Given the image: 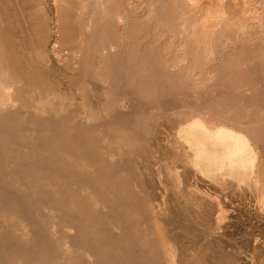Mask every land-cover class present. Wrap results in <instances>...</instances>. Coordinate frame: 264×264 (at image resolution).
<instances>
[{"label":"rangeland","instance_id":"rangeland-1","mask_svg":"<svg viewBox=\"0 0 264 264\" xmlns=\"http://www.w3.org/2000/svg\"><path fill=\"white\" fill-rule=\"evenodd\" d=\"M11 1L6 36L8 7L0 0V82L11 86L9 98L13 105L17 103L9 112L0 110V264H264V203L260 197L264 188L254 185L255 171L239 169L234 174L223 169L216 175H203L185 147L176 148L180 129L191 120L214 121L243 134L259 149L257 164L264 177V26L254 25L237 46L231 45L236 34L224 26L215 27L211 38L201 34L198 38L207 40L202 38L190 46L198 56L184 61L180 49L187 45L179 43L181 36L166 32L160 38V34L177 33L178 15L191 11L182 1L181 11L173 0H135L123 22L115 24V53L107 58L102 56L103 45L100 53L95 45L87 46L83 54L89 56L90 67L79 74L72 63L78 61L80 33L71 26L72 20L55 17L51 0H47L50 38L55 36L57 48L47 47L58 59L49 62L51 66H39L37 53L46 46L48 33L40 27L42 15L34 4L38 0ZM120 2L122 10L124 3ZM206 3L193 10L194 19H203ZM149 4L155 7L152 14ZM225 11L232 17V11L226 7ZM202 29L211 30L199 27L197 31ZM205 43L215 56L203 54L208 47ZM164 53L171 55V62L174 56L178 58L176 69L191 64L197 73L192 79L207 77L211 81L185 94L182 90L190 82L184 79L189 77L173 75ZM95 54L100 59L92 60ZM63 56L71 59L69 65ZM94 63L101 64L96 65L98 70ZM201 70H209L210 76L199 74ZM64 98L67 101H61ZM48 99L53 106L43 107L40 103ZM180 101L185 105L177 104ZM181 111H187V116ZM167 133L178 136L173 139H178L176 145ZM230 180L235 186L229 185Z\"/></svg>","mask_w":264,"mask_h":264},{"label":"bare ground","instance_id":"bare-ground-1","mask_svg":"<svg viewBox=\"0 0 264 264\" xmlns=\"http://www.w3.org/2000/svg\"><path fill=\"white\" fill-rule=\"evenodd\" d=\"M18 1V0H17ZM37 1V0H36ZM124 3V7H122V10L119 9V4H118V0H51V6L53 7L52 11L53 13H55V17L56 15L57 16H65L67 17L68 19H71L72 20V25L73 27L76 28V30L79 31L80 33V36H79V43H80V46H79V50L76 51V54L77 56L76 59L78 60L77 62L75 63H72L74 65L73 69L74 70H78V73L79 74H82V73H85V72H88L89 70V67L90 65L87 64V61L89 59V56L86 55V54H83L84 50L86 49L87 46H93L95 45V49L98 48V51L100 49V46L103 45L102 47V56L103 57H111L115 51H116V45L114 44V40H116V37L114 36V33H115V24L118 23H122L123 20L125 19L124 13H126V11H132V9L134 8V3H135V0H120ZM178 6L177 3H179V9L177 7L178 10H181L185 7V9L187 8V10L191 11V13L195 10H198V9H201V5L203 3H206V1L208 2V5L207 3L204 4L205 7L203 8L202 6V9L203 10H206V13L204 16H203V19H194V17H192L191 13L187 12V14H183V15H178V20L176 21V25L178 26V28L180 29L177 33L173 30H170V31H161V34H160V38H163L165 35H162V34H166V32L168 33H171L172 35H175L177 36V34L179 36H181L182 38V41H180L179 39V43L183 42L185 43L187 46L185 48H182V50L180 49L181 51V55L183 56H180V59L184 58V61L188 60V58H196L198 56V54L196 53V49H191L190 46L193 45V44H196L199 40H201L202 38H198L200 37L199 35H204V36H208L209 38H211L210 36H212L216 30H212L213 28L215 27H219L220 26H224V28L226 27V29L231 33V34H236V36H234V39H233V43H231V45L233 46H237L238 44H242L243 40L245 39V36H247V32H249V29L251 30V28L254 26V25H258L259 27L260 26H264V0H173ZM181 1L184 5H181ZM6 2V6L8 7L7 9V16H6V20H5V29L4 32L6 34V36L9 35V32H10V27H9V22H11V18H10V10L9 7L11 6L12 4V1L11 0H5ZM26 2V1H25ZM35 2V1H34ZM47 0H38V2L34 3L36 6V11L37 13L39 12L41 15H42V20H41V23H40V27H42L44 30H45V33H48V41H46V46L44 47V49L42 51H38L37 53V59L39 60V66L41 65L40 63H43V64H46L48 65L49 62H55V59L58 57L55 58V55L51 54L50 50L52 49L53 51L55 50L56 47V44H57V39L55 38V36H51L50 38V27H49V24H48V21L51 20V19H48L49 16L47 14V4H46ZM49 2V1H48ZM120 2V3H122ZM1 3V2H0ZM31 3V2H30ZM127 3V4H126ZM14 4V3H13ZM18 4V2H17ZM126 4V5H125ZM5 5V4H4ZM22 5V4H21ZM207 5V6H206ZM20 6V5H18ZM145 6V5H144ZM150 6V4H149ZM6 7V8H7ZM49 7V6H48ZM138 7V6H137ZM225 7L226 9L228 8V10L232 11V17H227V12L225 11ZM147 9V8H146ZM150 13L151 12H154L155 10V7L150 6L148 7ZM18 10V9H17ZM20 10V9H19ZM50 10V9H49ZM186 10V11H187ZM194 10V11H193ZM75 11V12H74ZM185 11V10H183ZM185 11V12H186ZM201 11V10H200ZM50 11H48L49 13ZM32 13V12H31ZM53 13L51 15H53ZM203 13V14H204ZM33 14V13H32ZM152 14V13H151ZM201 14V13H200ZM200 14H198L200 16ZM202 14V15H203ZM18 15V14H17ZM50 15V16H51ZM19 16V15H18ZM127 16V15H126ZM198 16V17H199ZM36 17V16H35ZM48 17V18H47ZM152 17V16H151ZM51 18V17H50ZM56 23L57 20L56 19H53ZM86 21V22H85ZM122 21V22H120ZM21 23V22H20ZM23 24V23H22ZM51 25V24H50ZM54 25V24H53ZM58 25V24H57ZM57 25L55 24V26L57 27ZM26 26V25H25ZM24 26V27H25ZM156 26H159V25H156ZM125 27V26H124ZM200 28H204V29H211V30H207V31H202L203 32H198L197 31V28L199 29ZM121 28V27H120ZM262 28V27H261ZM53 29V28H52ZM73 29V28H72ZM158 29V27L156 28ZM257 29V28H256ZM263 29V28H262ZM259 30V31H262ZM56 30V29H54ZM75 30V31H76ZM89 30L93 31L92 33H88ZM177 31V30H176ZM223 31V30H222ZM18 32V31H17ZM53 32V30H52ZM102 32V33H101ZM140 32V31H139ZM198 32V33H197ZM55 33V32H54ZM52 33V34H54ZM77 33V32H76ZM103 37H102V35ZM119 33H122V31ZM251 33V31H250ZM227 34V33H226ZM249 34V33H248ZM47 35V34H46ZM55 35V34H54ZM122 35V34H121ZM126 35V34H125ZM96 36V38H95ZM263 36V35H262ZM57 37V36H56ZM174 37V36H172ZM122 36H121V41L122 40ZM129 38V37H128ZM179 38V37H177ZM198 38V39H197ZM207 38V37H206ZM208 38V39H209ZM244 38V39H243ZM247 38V37H246ZM205 39V38H204ZM213 39V38H212ZM207 40V39H205ZM215 40V39H214ZM232 40V39H231ZM120 41V42H121ZM230 41V40H229ZM251 41V40H250ZM255 41V39H254ZM119 42V44H120ZM173 42V41H172ZM209 42V41H208ZM264 42V41H263ZM182 43V45H183ZM211 43V42H210ZM213 43V42H212ZM229 43V42H227ZM248 43V42H247ZM207 44L208 47H206L205 49H203L205 56L208 57L209 55H211V57L215 56V53H213V51L209 48V45L208 43H205V45ZM47 45L49 46V48H51L49 50V48L47 47ZM121 45V44H120ZM198 45V44H197ZM195 45V46H197ZM224 45V44H223ZM263 45V43H262ZM184 46V45H183ZM18 47V46H17ZM62 47V46H61ZM67 47V46H65ZM131 47H132V43H131ZM145 47V46H144ZM192 47V46H191ZM194 47V45H193ZM227 47H230L229 45ZM264 47V46H263ZM63 48V47H62ZM231 48H233L231 46ZM64 49V48H63ZM172 49V47H169L166 49V51H170ZM178 49V48H177ZM59 50V49H58ZM176 50V49H175ZM195 50V52H194ZM229 50V49H228ZM19 51V50H18ZM66 51V50H65ZM64 51V52H65ZM69 51H73L69 48ZM168 51V52H169ZM224 51V50H223ZM1 52V51H0ZM57 52V51H56ZM60 52V51H59ZM68 52V51H67ZM18 53V52H17ZM36 53V51H35ZM63 53V52H62ZM98 53V52H96ZM100 53V51H99ZM126 53V52H125ZM178 53V51H177ZM61 53L59 54H56V55H60ZM64 54V53H63ZM62 54V55H63ZM176 54V52H175ZM225 54V53H224ZM18 55V54H17ZM22 55V54H21ZM36 55V54H35ZM64 55H67V54H64ZM73 55V54H72ZM197 55V56H196ZM1 56V55H0ZM13 56V55H11ZM69 56V55H68ZM126 56V54H125ZM144 56V55H143ZM149 56V55H148ZM147 55H146V58H149ZM170 56L168 53H164V61H165V64L166 65H170V68L172 70V74L175 75L176 77H180V79H183L181 77H186L187 76L190 78H187V79H184L185 81H188L190 82L188 84V86H185V88H183L184 90V93L186 94L185 91L187 90H200L202 89V86L208 84L209 81H211V79L209 78H203V79H192L191 77H193L194 75H196V71L194 69H191L190 66L191 64L189 65V68H182V69H176L177 67H179V63H178V58L176 56H174V60H172V62L170 61ZM196 56V57H195ZM202 56V55H201ZM35 57V56H34ZM62 57V56H61ZM72 58V56H70ZM74 57V56H73ZM179 57V56H178ZM200 57V56H199ZM10 58V56H9ZM145 58V59H146ZM189 58V59H190ZM58 59V58H57ZM61 59V58H60ZM63 59H64V56H63ZM63 59H62V62H63ZM65 59H68L65 57ZM64 59V60H65ZM94 59V61L100 59L99 56H97L96 54L92 56V60ZM105 59V58H104ZM103 59V60H104ZM117 59V58H116ZM9 60V59H8ZM28 60V59H27ZM31 60V59H30ZM71 60V59H70ZM68 59V63L66 62H63V63H66L67 65H69V61ZM123 60V59H122ZM11 61V60H10ZM60 61V60H59ZM102 61V60H101ZM116 61V60H115ZM197 61V60H196ZM7 62V61H6ZM12 62V61H11ZM58 62V61H57ZM60 63V64H63V63ZM73 62V61H72ZM119 62V61H118ZM117 62V63H118ZM189 62V61H188ZM71 63V62H70ZM101 64H104L102 62H100ZM99 63V64H100ZM106 63V62H105ZM137 63V62H136ZM33 64V63H31ZM56 64V63H55ZM59 64V63H58ZM98 64V63H97ZM94 63L93 67L96 68V65ZM98 64V65H99ZM100 64V65H101ZM50 65V64H49ZM48 65V66H49ZM77 65V67L75 66ZM118 65V64H117ZM115 65V66H117ZM203 65V64H202ZM35 66V64L33 65V67ZM51 66V65H50ZM54 66V65H53ZM72 66V65H71ZM43 67V66H42ZM69 67V66H68ZM99 67V66H98ZM103 67V66H102ZM105 67V66H104ZM25 68V67H24ZM31 68V67H30ZM29 68V69H30ZM49 69H52L50 67H48ZM60 68V67H58ZM32 69V68H31ZM62 69V68H61ZM81 69V71H80ZM97 69V68H96ZM105 69V68H104ZM113 69V68H112ZM176 69V70H175ZM206 69V68H205ZM9 70V69H8ZM26 70V69H25ZM63 70V69H62ZM98 70V69H97ZM102 70V69H101ZM7 71V70H6ZM37 71V70H36ZM55 71H57L55 69ZM103 71V70H102ZM102 71H99V72H102ZM16 72H19V71H16ZM21 72V71H20ZM33 72V71H32ZM51 72V71H50ZM54 72V71H52ZM109 72H110V69H109ZM108 72V73H109ZM113 72V71H112ZM23 73V72H22ZM76 73V71H75ZM94 73V72H93ZM98 72L96 71V74ZM107 73V74H108ZM111 73V72H110ZM209 70H205V71H202L199 72V74H208L209 75ZM2 74V73H1ZM18 74V73H17ZM53 74V73H52ZM3 75V74H2ZM27 75V74H26ZM48 75V74H47ZM50 75V74H49ZM100 75V74H99ZM106 75V74H105ZM11 76V75H10ZM28 76V75H27ZM95 76V75H94ZM210 76V75H209ZM4 77V76H3ZM6 77H7V74H6ZM5 77V78H6ZM13 77V76H12ZM18 77V76H17ZM47 77V76H46ZM50 77V76H49ZM69 77V76H68ZM97 77V76H96ZM109 77V76H107ZM30 78V77H29ZM103 78V76H102ZM3 79V78H2ZM47 79V78H46ZM51 79V78H50ZM97 79V78H96ZM29 80V79H28ZM33 81V80H32ZM47 81V80H46ZM87 81V80H86ZM34 82V81H33ZM50 82V81H49ZM75 82V81H74ZM99 82V81H98ZM101 82V81H100ZM187 82V83H188ZM11 83V82H10ZM16 83V82H15ZM21 84V83H20ZM19 84V85H20ZM91 84V83H90ZM18 85V84H17ZM23 85V84H21ZM20 85V86H21ZM75 85V84H74ZM183 85V83H182ZM24 86V85H23ZM77 86V85H76ZM37 87V86H35ZM75 87V86H74ZM91 87V86H90ZM184 87V86H183ZM24 88V87H23ZM30 88V87H29ZM73 87H71L72 89ZM89 88V87H88ZM96 88V87H95ZM204 88V87H203ZM16 90V88H14ZM22 89V88H21ZM31 89V88H30ZM38 89V88H37ZM83 89V88H82ZM39 90V89H38ZM37 90V91H38ZM56 90V89H55ZM69 90V89H68ZM81 90V89H80ZM93 91L94 88H92ZM13 91L11 86L4 82V81H1L0 82V110L1 111H8V110H13L11 108H16L15 106L13 105V102L11 101V99L9 98V94L10 92ZM30 91V90H28ZM32 91V90H31ZM52 91V89H51ZM54 91V90H53ZM58 91V90H57ZM73 91V90H72ZM75 91V90H74ZM181 91V90H180ZM33 92V91H32ZM31 92V93H32ZM69 92V91H67ZM67 92H65V94L67 95ZM78 92V91H77ZM189 91H187V94H188ZM24 93H25V90H24ZM27 93V92H26ZM34 93V92H33ZM36 95H37V92H35ZM40 93V92H39ZM38 93V94H39ZM51 93V92H50ZM53 93V92H52ZM56 93V92H55ZM60 93V92H59ZM58 93V94H59ZM71 93V92H70ZM79 93V92H78ZM83 93V92H82ZM104 93V92H103ZM191 93V92H190ZM199 93V92H198ZM15 94V92L13 93V95ZM28 94V93H27ZM43 94V93H42ZM48 94V92H47ZM46 94V95H47ZM57 94V95H58ZM87 94V93H86ZM95 94V93H94ZM99 94V93H98ZM17 95V93H16ZM15 95V96H16ZM26 95V94H25ZM29 95V94H28ZM45 95V94H44ZM44 95L42 97H44ZM45 95V96H46ZM50 96V94H48ZM47 95V97H48ZM54 95V93H53ZM60 95V94H59ZM92 95V94H91ZM102 95V94H101ZM30 96V95H29ZM26 95V97H29ZM62 98H63V95L61 94ZM60 96V97H61ZM77 96V95H76ZM75 96V97H76ZM84 96V95H83ZM194 96V95H193ZM197 96V95H195ZM38 97V96H37ZM55 97H58L60 98L59 96H55ZM66 97V96H64ZM74 97V96H73ZM72 97V99H73ZM18 98V97H17ZM54 99V96L52 97ZM50 98V100L52 99ZM56 98V100L58 99ZM86 98V95L84 97V99ZM191 98V97H190ZM47 99V98H46ZM188 99V98H187ZM32 100V99H31ZM41 100V99H40ZM49 100V99H48ZM46 103H40L43 105H52L53 104H50V100ZM59 100V99H58ZM57 100V101H58ZM62 100H65L67 101L65 98L64 99H61ZM78 100V99H77ZM122 100V99H121ZM124 100V98H123ZM182 100V99H181ZM16 101V100H15ZM27 101V100H26ZM53 101V100H52ZM55 101V100H54ZM64 101V102H65ZM75 101V100H74ZM74 101H71V102H74ZM80 101V100H79ZM115 101V100H114ZM25 102V101H24ZM28 102H31V101H28ZM34 102V101H33ZM64 102H62L64 104ZM69 102V103H71ZM76 102V101H75ZM85 102V101H84ZM117 102V100L115 101ZM27 103V102H26ZM59 103V101H58ZM67 103V104H69ZM114 103V102H113ZM125 103H128L125 101ZM177 103V102H176ZM175 103V104H176ZM183 104L181 101L177 104ZM189 103V102H188ZM30 104V103H29ZM28 104V105H29ZM33 104V103H31ZM66 104V103H65ZM122 104V103H121ZM176 104V105H177ZM34 105V104H33ZM60 105V104H59ZM71 105V104H70ZM109 105V104H108ZM185 105V102L184 104ZM20 106V105H19ZM62 106V104H61ZM64 106V105H63ZM61 107V109L63 108L64 110V107ZM75 106V105H74ZM88 106V105H87ZM86 106V107H87ZM105 106V104H104ZM110 106V105H109ZM122 106V105H121ZM178 108L181 107V105H177ZM176 106V107H177ZM190 106H191V103H190ZM37 107V109H41V106H36L35 105V108ZM85 107V108H86ZM94 107V106H93ZM100 107V105H99ZM115 107V105H114ZM113 107V109H114ZM117 107V106H116ZM18 108V107H17ZM24 108V107H23ZM49 109V107H47ZM56 108V107H55ZM68 108V107H67ZM70 108V107H69ZM88 108H90L88 106ZM98 108V107H97ZM177 108V110H178ZM192 108V107H191ZM43 109V108H42ZM54 109V108H52ZM92 108H90V111H91ZM96 109V108H95ZM122 109V107H121ZM26 110V109H25ZM24 110V111H25ZM33 110V109H32ZM36 110V109H35ZM33 110V111H35ZM50 110V109H49ZM48 110V111H49ZM62 110V111H63ZM81 110H84L85 113L87 112L85 109H81ZM116 110V109H115ZM176 110V112L178 113V111ZM184 110V109H183ZM22 111V110H21ZM20 111V112H21ZM27 111V110H26ZM38 111V110H36ZM35 111V112H36ZM44 110H42L41 112H43ZM47 111V112H48ZM89 111V112H90ZM9 112V111H8ZM45 112V111H44ZM43 112V113H44ZM88 112V113H89ZM95 112V110L93 111ZM122 112V111H121ZM175 112V113H176ZM180 112V110H179ZM183 112L184 115L187 116V111L186 113H184V111H181ZM18 113V112H17ZM34 113V112H33ZM43 113H40V114H43ZM52 113V112H51ZM50 113V114H51ZM84 113V112H83ZM84 113V114H85ZM15 114V111L14 113ZM49 114V115H50ZM82 114V112H81ZM95 114V113H94ZM97 114V113H96ZM95 114V115H96ZM26 115V114H25ZM35 115V114H34ZM189 115V114H188ZM60 115L58 114V117ZM83 116V115H82ZM80 116V118L82 117ZM177 116V115H176ZM198 116V115H197ZM86 117V115H85ZM92 117V116H91ZM90 117V113H89V116L86 117L87 119L88 118H91ZM96 117V116H94ZM98 117V116H97ZM178 117H179V114H178ZM184 117V116H183ZM191 117V116H190ZM24 118V117H23ZM22 118V119H23ZM37 118V117H36ZM191 118H194V116H192ZM190 118V119H191ZM198 118V117H197ZM204 117H202L203 119ZM83 119V117L81 118ZM80 119V120H81ZM97 119H100V118H97ZM179 119V118H178ZM79 120V119H78ZM90 120V119H88ZM87 120V121H88ZM189 120V119H188ZM76 121V119H75ZM83 121V120H82ZM95 121V120H94ZM178 121H181L183 122V119H179ZM187 121V120H186ZM10 122V121H9ZM29 122V121H28ZM100 122V121H99ZM173 122H177V119ZM11 123V122H10ZM30 123V122H29ZM92 123V121H91ZM180 123V122H178ZM184 123V122H183ZM88 124V122H87ZM95 124V123H94ZM182 124V123H181ZM180 124V125H181ZM186 124V123H184ZM232 124V123H231ZM179 125V126H180ZM184 126V125H183ZM246 126V125H245ZM32 127V126H31ZM182 127V126H181ZM17 129V128H15ZM14 130V129H13ZM18 130V129H17ZM157 131V130H156ZM164 133V131H162ZM169 132V131H168ZM75 133V132H74ZM177 133H178V129H177ZM243 133V131H242ZM153 134V133H152ZM168 134V133H167ZM166 134V135H167ZM170 134V133H169ZM168 134V135H169ZM174 134V133H173ZM171 135V134H170ZM169 135V136H170ZM176 133L173 135L175 137ZM179 141H178V147L176 148H179V146L182 147V145L185 147V149L187 150V153H189L192 157L200 166L201 168L203 169V175L204 173H208V175L210 173H214L215 172V175H216V171H222L223 172V169H227L228 171H232L234 172V174L239 170H246V171H255L257 177L255 178L256 181H255V184L254 185H259V186H262L264 188V177H262V174H260V169H258V162L259 159L257 160L258 157H256L257 153L256 151H259L256 150V148L253 147V145H251L250 141L246 138V136H244L243 134L239 133V132H236L230 128H227V127H223V125L221 124H217L216 122L214 121H206V120H200L199 119H193L191 120L187 125H185V127H183L182 129H180L179 131ZM168 136V137H169ZM154 137V136H153ZM167 137V136H166ZM164 137V138H166ZM178 137V136H176ZM172 137L171 135V138L172 140L173 139H176ZM163 138V137H162ZM170 138V139H171ZM30 139V138H29ZM156 141L158 140L157 138H155ZM9 140V139H8ZM15 140H18V136H17V139ZM70 140V139H69ZM167 140V139H166ZM170 140V141H172ZM178 140V139H177ZM176 140V141H177ZM52 141V139H51ZM152 142V138L151 140H149ZM174 141V140H173ZM172 141V142H173ZM174 141V144L175 142ZM154 142V141H153ZM152 142V143H153ZM158 143V142H157ZM166 143V142H165ZM154 144V143H153ZM160 144V142H159ZM168 144V142H167ZM166 144V146H167ZM170 145H172L171 143H169ZM172 145L173 147L176 145ZM72 145V144H71ZM157 145V144H156ZM7 146V145H5ZM29 146V145H28ZM76 146V145H75ZM171 146V147H172ZM261 146V145H260ZM30 147V146H29ZM161 147V146H160ZM163 147V146H162ZM75 148V147H74ZM165 151L167 150V148L169 149L168 150V155L169 153L172 154V152H169L171 151V149L169 147H165ZM259 148V147H258ZM4 149V147H3ZM28 149V148H27ZM26 149V150H27ZM160 149V148H159ZM173 149V148H172ZM180 149V148H179ZM46 150V149H45ZM183 151V150H182ZM69 153V152H68ZM175 153V152H173ZM179 153V152H178ZM165 154V153H164ZM186 154V152L184 153ZM260 154V151L259 153ZM10 155V154H9ZM8 155V156H9ZM26 155V154H25ZM153 155V154H152ZM166 155V154H165ZM173 155V154H172ZM27 156V155H26ZM174 156V155H173ZM172 156V158H173ZM171 157V155H170ZM176 157V156H175ZM175 159V158H174ZM9 161V160H8ZM158 161V159H157ZM12 162V161H11ZM14 162V161H13ZM194 162V163H196ZM183 166V165H182ZM186 165H184L185 167ZM20 167V166H19ZM65 167V166H64ZM180 167V166H178ZM182 167V169L184 168ZM195 167V166H193ZM191 168V167H190ZM189 168V169H190ZM258 169L257 171L255 169ZM15 169V168H14ZM19 169V168H18ZM176 169V168H175ZM174 169V170H175ZM188 169V170H189ZM192 169V168H191ZM173 170V171H174ZM187 170V169H186ZM241 170L239 171V173L241 172ZM69 171V170H68ZM236 171V172H235ZM66 172V171H65ZM194 173V171H192ZM229 172V174H230ZM221 173V172H219ZM218 173V174H219ZM225 173V172H224ZM246 173V172H245ZM252 173V172H251ZM48 174V173H47ZM61 174V173H60ZM223 174V173H222ZM228 174V173H227ZM238 174V173H237ZM242 174V172H241ZM178 175V174H177ZM206 175V174H205ZM211 175H214V174H211ZM210 175V177H211ZM226 175V174H225ZM232 175V174H231ZM245 175V174H244ZM252 175V174H251ZM46 176V175H45ZM182 176V174H181ZM190 176V175H189ZM193 176V175H192ZM222 176V175H221ZM228 176V175H227ZM169 177V176H168ZM191 177V176H190ZM205 177V176H204ZM203 177V178H204ZM208 177V176H207ZM205 178L208 179V178ZM209 177V178H210ZM220 177V176H218ZM224 177V176H223ZM222 177V178H223ZM231 176H229V179H230ZM172 178V177H171ZM193 178V177H192ZM200 179H202V176L200 177ZM222 178L220 177L219 179L222 180ZM225 178V177H224ZM216 179V178H215ZM218 179V178H217ZM232 179V178H231ZM234 179V178H233ZM239 179V178H238ZM122 180V179H121ZM125 180V179H124ZM203 179V182L205 181ZM210 180V179H209ZM214 180V178H213ZM201 181V180H200ZM110 182V181H109ZM189 182V181H188ZM202 182V181H201ZM202 182V183H203ZM208 182V181H207ZM215 182V181H214ZM229 182H231L232 184H229V185H234V182L233 180H230ZM70 183V182H69ZM121 183V182H120ZM183 183V182H182ZM206 183V182H205ZM122 184V183H121ZM210 184V183H209ZM237 184V183H236ZM250 184V183H249ZM252 184V183H251ZM250 184V185H251ZM39 185V184H38ZM172 185V184H171ZM185 185V184H184ZM213 185V184H212ZM226 185V184H225ZM122 186V185H121ZM169 186V185H168ZM237 186V185H236ZM173 187V186H172ZM208 187V186H207ZM156 188V187H155ZM174 188V187H173ZM33 189V188H32ZM40 189V188H39ZM102 190V189H101ZM220 190V189H219ZM185 191V190H184ZM179 192V191H178ZM262 192V193H261ZM150 193V192H149ZM152 193V192H151ZM150 193V194H151ZM261 193V196L262 197V202L264 203V189L262 191H260ZM159 194V193H157ZM152 197L155 195V194H151ZM160 195V194H159ZM156 196V195H155ZM235 197V196H234ZM162 198V197H161ZM164 198V197H163ZM180 199V198H179ZM208 199V198H207ZM162 200V199H160ZM209 201V200H208ZM122 202V201H121ZM161 202V201H160ZM14 203V202H13ZM21 203V202H20ZM102 203V202H101ZM106 204V203H105ZM159 204V203H158ZM15 205V204H14ZM152 205V204H151ZM156 205V203H155ZM174 205V204H173ZM214 205V204H213ZM18 206V205H17ZM160 206V205H159ZM157 207V206H156ZM162 207V206H161ZM217 206H215L216 208ZM159 209V207H157ZM214 208V207H213ZM161 209V208H160ZM219 209V208H218ZM262 209V208H261ZM18 210V209H17ZM172 210V209H171ZM217 210V209H216ZM164 211V210H163ZM220 212V210H217ZM45 212V210H44ZM185 212V211H184ZM50 213V212H49ZM52 213V212H51ZM159 213V212H158ZM162 213V212H161ZM218 214V213H217ZM50 215V214H49ZM48 215V217H49ZM187 215V214H186ZM53 216V214H52ZM52 216H50L52 218ZM49 217V218H50ZM220 217V216H219ZM46 218H47V215H46ZM55 218V217H54ZM215 218V217H214ZM217 218V217H216ZM223 218V216H222ZM48 219V218H47ZM188 219V218H187ZM221 219V218H220ZM49 221V220H48ZM192 221V220H191ZM174 222V221H173ZM192 224V223H191ZM217 225V224H216ZM226 227V226H225ZM55 228V227H54ZM223 229V228H222ZM175 230V228H174ZM202 230V229H201ZM205 231V230H204ZM28 233V232H27ZM214 233V232H213ZM217 234V233H216ZM30 235V234H29ZM192 235V234H191ZM211 235V234H210ZM171 239V238H170ZM214 239V238H213ZM221 239V238H220ZM203 240V239H202ZM160 241V240H159ZM174 241V240H173ZM252 244V243H251ZM257 245V244H256ZM197 246V245H196ZM254 246V245H253ZM252 246V247H253ZM257 247V246H256ZM258 249V248H257ZM193 250V249H192ZM256 250V248H255ZM185 253V252H184ZM249 253V252H248ZM252 253V252H251ZM256 253V252H255ZM260 254V253H259ZM264 255V254H263ZM256 256V255H255ZM190 257V256H189ZM256 260H259L258 257L256 256L255 258ZM261 260V259H260ZM263 261V260H262ZM250 262V261H249ZM251 263V262H250ZM249 263V264H250ZM252 263H254L252 261ZM262 264L261 262L258 261V264ZM168 264V263H167ZM194 264V263H192ZM203 264V262L201 263ZM255 264V263H254Z\"/></svg>","mask_w":264,"mask_h":264}]
</instances>
